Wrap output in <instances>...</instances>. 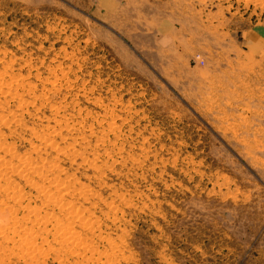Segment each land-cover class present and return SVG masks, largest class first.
I'll use <instances>...</instances> for the list:
<instances>
[{
	"label": "rangeland",
	"instance_id": "374dc122",
	"mask_svg": "<svg viewBox=\"0 0 264 264\" xmlns=\"http://www.w3.org/2000/svg\"><path fill=\"white\" fill-rule=\"evenodd\" d=\"M0 264H264V0H0Z\"/></svg>",
	"mask_w": 264,
	"mask_h": 264
},
{
	"label": "bare ground",
	"instance_id": "6f19581e",
	"mask_svg": "<svg viewBox=\"0 0 264 264\" xmlns=\"http://www.w3.org/2000/svg\"><path fill=\"white\" fill-rule=\"evenodd\" d=\"M24 160H25V159H24ZM25 161H26V160H25ZM27 161H28V160H27ZM20 162H21V161H20ZM23 163H24V162H23ZM23 163H22V164H23ZM8 165H9V164H8ZM24 165H26V163L23 164V166H24ZM30 166H31V165H30ZM30 166H29V167H30ZM21 167H22V166H21ZM22 168H23V167H22ZM16 169H17V168H16ZM7 170H8V169H6V172H7ZM32 170H33V169H32ZM36 170H38V169H36ZM36 170H34V171H36ZM11 171H12V170H11ZM15 171H16V170H15ZM15 171H14V172H15ZM25 171H26V170H25ZM27 171H28V170H27ZM30 171H31V170H30ZM14 172H13V173H14ZM15 173H16V172H15ZM32 174H34V173H32ZM38 174H39V173H38ZM27 179H28V178H27ZM41 192H42V191H41ZM43 193H44V192H43ZM46 195H47V194H46ZM51 199H52V198H51ZM52 200H53V199H52ZM52 200H51V201H52ZM54 202H55V201H54ZM32 212H33V211H32ZM45 221H46V220H45ZM57 228H58V227H57Z\"/></svg>",
	"mask_w": 264,
	"mask_h": 264
}]
</instances>
